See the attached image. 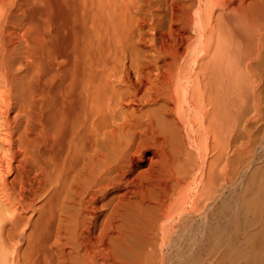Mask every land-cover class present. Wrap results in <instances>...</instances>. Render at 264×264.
Masks as SVG:
<instances>
[{"label": "bare ground", "instance_id": "6f19581e", "mask_svg": "<svg viewBox=\"0 0 264 264\" xmlns=\"http://www.w3.org/2000/svg\"><path fill=\"white\" fill-rule=\"evenodd\" d=\"M49 1L0 0V264H162L192 216L218 242L264 0H54L33 24Z\"/></svg>", "mask_w": 264, "mask_h": 264}, {"label": "rangeland", "instance_id": "374dc122", "mask_svg": "<svg viewBox=\"0 0 264 264\" xmlns=\"http://www.w3.org/2000/svg\"><path fill=\"white\" fill-rule=\"evenodd\" d=\"M44 7L48 14H44L42 6L38 7L33 24H41L46 18L50 23L63 21L66 10L54 0ZM259 73L261 81L254 89L255 101L251 95L253 87L245 84L243 88L245 99L250 98L247 99L249 106L247 100L242 101V109L248 110L241 111V116L246 114L241 117L240 125L228 133L227 178L210 206L222 214L226 224L220 241L212 244L204 241L209 224L205 217L185 218V226L179 225L181 229L177 226V233L167 248L169 252L164 248L166 260L162 264H264V67ZM232 135L236 139L231 142Z\"/></svg>", "mask_w": 264, "mask_h": 264}]
</instances>
